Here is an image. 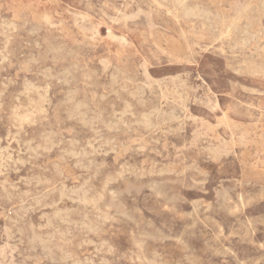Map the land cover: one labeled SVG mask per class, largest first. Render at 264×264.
Wrapping results in <instances>:
<instances>
[{"label":"rangeland","instance_id":"rangeland-1","mask_svg":"<svg viewBox=\"0 0 264 264\" xmlns=\"http://www.w3.org/2000/svg\"><path fill=\"white\" fill-rule=\"evenodd\" d=\"M0 97V264H264V0H0Z\"/></svg>","mask_w":264,"mask_h":264},{"label":"bare ground","instance_id":"bare-ground-1","mask_svg":"<svg viewBox=\"0 0 264 264\" xmlns=\"http://www.w3.org/2000/svg\"><path fill=\"white\" fill-rule=\"evenodd\" d=\"M179 1H181V2H184V0H179ZM189 11H195L196 10V7L195 8H192V9H188ZM227 27V26H226ZM14 28V27H13ZM226 32H227V34L229 35V37H232V36H235V34L237 33V29H236V26L235 25H232V26H230V27H228L227 29H226ZM237 38V37H236ZM3 54V53H2ZM111 75V74H110ZM48 86V85H47ZM1 98V97H0ZM130 104V103H129ZM131 108V107H130ZM129 113H130V111H129ZM22 116V115H21ZM16 117V116H15ZM23 117V116H22ZM29 118V117H28ZM144 118V117H143ZM19 119V118H18ZM23 119V118H22ZM28 120V119H27ZM147 120H148V118H147ZM23 121V120H22ZM21 121V122H22ZM35 122V121H34ZM147 122V121H146ZM138 123V122H137ZM35 124V123H34ZM147 126V125H146ZM45 133V132H44ZM47 133V132H46ZM49 133V132H48ZM15 136V135H14ZM14 139V138H13ZM11 143V142H10ZM29 143V142H28ZM2 149V148H1ZM9 150H10V148H9ZM1 153V152H0ZM67 154V153H66ZM73 154H75V153H73ZM9 157V156H8ZM11 158V157H10ZM63 159H64V157H63ZM3 160V159H2ZM22 161H23V159H22ZM5 162V161H4ZM2 163V162H1ZM6 164H7V162H5ZM54 167V166H53ZM89 169V168H88ZM114 177V176H113ZM115 178V177H114ZM41 181V180H40ZM48 181V180H47ZM44 183V182H43ZM48 183V182H47ZM50 183V182H49ZM11 186V185H10ZM67 186V185H66ZM84 187V186H83ZM13 188V187H12ZM79 189V188H78ZM3 190V189H2ZM62 191V190H61ZM87 191V190H86ZM89 191V190H88ZM72 192V191H71ZM79 193V192H78ZM90 193V192H89ZM65 195V194H64ZM76 195V194H75ZM82 197V196H81ZM20 198V197H19ZM62 199V198H61ZM91 199H92V197H91ZM97 199V198H96ZM81 200V199H80ZM76 201V200H75ZM93 201V200H92ZM37 202V201H36ZM39 202V201H38ZM83 202H85L84 200H83ZM79 203V202H78ZM41 204V203H40ZM54 205V204H53ZM29 208V207H28ZM71 210V209H70ZM63 212V211H62ZM61 213V212H60ZM81 213V212H80ZM55 214V213H54ZM66 214H68V213H66ZM61 215V214H60ZM58 216V215H57ZM66 216V215H65ZM62 219H63V217H62ZM61 219V220H62ZM104 219H106V218H104ZM108 220V219H107ZM92 221V220H91ZM62 222V221H61ZM68 222V221H67ZM82 223V222H81ZM32 224V223H31ZM45 225V224H44ZM49 225V224H48ZM71 225V224H70ZM86 225V224H85ZM91 225V224H90ZM46 226V225H45ZM52 226V225H51ZM75 226V225H74ZM87 226V225H86ZM89 226V225H88ZM90 228V227H89ZM68 229V228H67ZM85 229V228H84ZM86 230H88V228L86 229ZM100 230V229H99ZM68 233H70V232H68ZM45 237V236H44ZM82 241H84V240H82ZM91 242V241H90ZM103 243V242H102ZM101 243V244H102ZM67 254V253H66ZM86 257V256H85ZM87 258V257H86ZM86 261V260H85ZM86 263V262H85ZM92 263V262H91ZM75 264V263H74Z\"/></svg>","mask_w":264,"mask_h":264}]
</instances>
